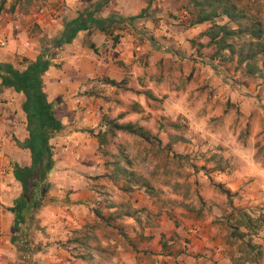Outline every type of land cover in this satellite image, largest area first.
I'll return each instance as SVG.
<instances>
[{"label": "crops", "instance_id": "1", "mask_svg": "<svg viewBox=\"0 0 264 264\" xmlns=\"http://www.w3.org/2000/svg\"><path fill=\"white\" fill-rule=\"evenodd\" d=\"M36 1L30 0V5L25 8L18 5L13 12L0 11V31L7 33L10 39L7 47L0 48V63H10L23 70L27 62L38 57L46 43L59 37L67 22L74 20L80 12L93 9L97 4L101 5L96 13V17L100 19H106L111 14L126 18L144 13L143 18L126 21L122 24V29L115 31L118 34L115 44L111 36L92 28L90 31H79L70 43L63 44L56 50L53 60L56 65L43 75L48 99L54 103V113L63 124L62 131L50 140L54 167L48 175V181L51 184L49 196L53 200L45 202L33 220L27 215L20 224H15L14 216L8 208L21 191L13 176V166L30 164L28 151L20 149L15 143V140L22 142L27 138L25 114L21 110L24 97L11 88L0 89V264H34L33 260L56 264L57 260L66 258L76 264L88 263L84 254L73 257L58 242L67 239L72 231L83 235L80 237L82 239L86 237V233L92 235V230L100 228H93L100 221L93 208L99 200L94 186L97 183L95 176L100 177L107 171L97 154L98 141L90 131L99 126L100 116L104 115L101 113L103 102L99 97L90 96L86 99L74 96L76 89L80 86L84 88V82L89 78L95 79L99 84L102 83L98 80L103 77L117 82L125 80L126 87L151 90L161 99L160 113L172 121L173 131L179 127L177 120L188 125L189 134L184 137L192 138L195 144L186 149L183 146L185 153L205 152L206 155L202 157L206 165L222 158L223 167H217V164L212 166L213 173L219 174L216 178L218 180L213 182L224 184L231 193L236 192L240 197L239 205L251 216L264 218V160L259 157V150L254 145L256 137L264 134V91L260 90L264 87V81L258 79L248 83V86L238 85V88H234L231 82L223 80L222 65L216 66L210 59L211 63L206 62L194 52L193 40L206 44L207 40H198L197 36L210 27L211 23L181 26L180 22L189 16L187 12H183L180 19L178 16L169 19L164 15L167 10H174L169 0H46L43 4L40 2V7L37 6L36 10H30ZM27 21L36 25L37 31L33 37L24 35ZM203 25L208 27L204 30ZM91 44L94 49L90 47ZM186 52L192 59L185 56ZM167 61L184 63L182 72L176 75L185 76L186 81L191 78L192 86L187 83L173 86L166 75L154 76L153 72L156 69L161 71ZM198 85L206 86L201 94V90L195 89ZM158 87L164 88L161 92L163 96L157 94ZM212 89L215 96L207 100L206 92ZM138 96L144 99L137 102L144 111L148 107L146 102L150 99H146L143 94ZM216 99L230 100L233 107H224V128L212 133L208 130L206 120L209 119V114L217 110ZM235 111L240 113L241 123L253 126L244 142H240L238 128L235 129L232 125ZM167 137L169 141V138L178 136L168 134ZM207 138L211 139L209 144L204 142ZM181 140L174 143V150L181 149ZM193 169L192 166V171ZM111 206L108 207L110 210L113 209V205ZM125 214L126 212L121 216H113L127 218L130 221L128 223L132 222L138 230L136 224H141L138 218ZM88 219L92 223L97 222L89 225L91 231L88 229ZM210 220L211 218L208 219ZM206 222L193 224L189 234L191 240L187 247L188 252L192 253V260H151L150 263L236 264L229 256L221 253L219 248H215L216 244L207 232ZM139 233H142L141 230ZM258 237L256 243L264 249V228ZM144 239L149 240L150 237ZM144 249L161 256L160 246L155 241L147 244ZM124 250L126 252L121 258L124 263L110 264H138L136 261L146 264V261L140 263V256L144 251L132 248ZM194 254L201 256L195 259ZM175 256L180 258L179 254ZM244 264H264V255L261 260Z\"/></svg>", "mask_w": 264, "mask_h": 264}, {"label": "rangeland", "instance_id": "2", "mask_svg": "<svg viewBox=\"0 0 264 264\" xmlns=\"http://www.w3.org/2000/svg\"><path fill=\"white\" fill-rule=\"evenodd\" d=\"M14 0H8L3 11H7L9 4ZM46 0H37L30 8V10H36L37 6L40 7V2ZM237 5V10L244 16L242 19L243 24L251 23L252 21H261L264 27V0H229ZM26 0L19 2L20 7H26ZM173 12L167 10L164 15H167L169 19L174 17H180L183 12H187L188 19L180 22L181 26L189 25V22L193 18V8L188 4V0H169ZM157 10V9H156ZM163 10L164 9H158ZM30 17V14L28 15ZM219 24L227 22L226 17H221L215 20ZM207 24H210L207 22ZM208 26L203 25L205 30ZM230 27H234L230 24ZM24 35L33 37L37 31L36 25L34 26L30 21H27V25H24ZM27 28V29H26ZM198 35V40L201 38ZM192 49L196 51L204 61L210 62V56L214 52V47L207 46L205 43H200L197 40H193ZM185 56L191 57L188 53ZM193 55V54H192ZM192 59V57H191ZM214 65L223 66V76L225 81L231 82L235 87L238 85H246L248 83L256 82L258 77H247L242 73V69L237 68L235 63L212 61ZM184 63H177L173 61H167L161 71L155 70L154 76H167V80H170V84L173 86L187 85L192 86L191 78L186 81L185 76H177L178 72H182ZM152 72V71H151ZM152 74V73H150ZM149 76V75H148ZM262 80V79H261ZM247 83V84H246ZM95 79H87L84 82V88L78 87L75 91L76 97L90 98L88 92H93L97 95H104L108 99H102L103 102L101 108L102 114H107L111 117H116L120 114L128 112L121 122H137L144 126L151 132L155 138H150L148 141L140 138L118 132L113 138L108 137L107 142L97 148V154L99 159L102 160L104 168L108 172L111 169L107 167L109 162L116 159H120V152H123V156L127 157L130 161L129 165L121 162V165H125L129 170H132L136 174L143 176L152 187L151 195L146 193L142 187L134 186L128 192H122L116 187L109 184L106 179L96 175L97 183L94 185L96 193H98L96 202L93 208H101V212L104 218H107L110 214L122 215L125 212L133 213V216L138 218L141 224H136L138 230L133 226L127 218L115 217L110 223L105 224L103 220L98 221L99 229L92 230L89 225L92 223L91 219H88V229L92 232L90 235L89 243L90 247L73 243L74 238L82 237L81 234L74 233L62 239L58 242L61 247H65L71 256L76 254H84L85 260L90 264H110L113 262H122L121 258L126 252L124 248H132L136 251H144V254L140 256V263L146 261V264L151 260H192V253L188 252L187 245L190 243L189 234L192 230L193 224L200 222H206L205 226L208 228L207 232L210 233V238L216 244V249L219 248L220 252L227 256H233V258H242L243 251L239 249L244 248L243 242L251 240L257 244L259 232L264 228L253 232L248 230L247 236L244 241H237L232 236L235 232V220L232 214V207L242 208L239 205L240 197L238 194L232 193L231 198H227L217 187L219 183H214L213 180H218V173H213L212 166L223 167L224 163L222 158L216 159L215 162L206 165L204 157L205 152L199 151L192 154V152L185 153V149L192 147V138L184 137L189 134L188 125L186 122L176 121L178 128L173 131L171 128L170 120L161 115L162 101L149 100L146 102L148 107L144 108V111L140 114L131 112V104L133 102H139L144 99L138 95H134L124 90H115L108 86H101ZM194 85V84H193ZM245 86V87H246ZM205 85L195 86V89H205ZM238 88V87H237ZM246 90V88H245ZM264 91V87L260 89ZM164 88H156L157 94L162 95ZM248 93V91H245ZM215 96V91H207L205 98L207 100L212 99ZM91 101V99H90ZM95 102V100H93ZM218 105L217 110L213 114L208 115L206 120L208 130L218 131L224 128V115L223 109L233 107V103L230 100L219 101L216 99ZM92 102V104L94 103ZM233 109V108H232ZM102 118V115L100 116ZM232 125L239 132L238 139L240 142L246 141L248 135L252 132V125L247 123L243 124L240 120V113L235 111V116L232 119ZM99 126L93 131L97 132ZM164 134H172V136H178L181 138L182 143L179 144L181 149L174 150V144L171 147L167 146L168 137ZM210 139V138H209ZM205 139V144H209L211 139ZM197 143V141H196ZM254 145L259 150V157L264 160V134H259L254 142ZM184 146L185 149H182ZM201 156V157H200ZM208 159V157H207ZM205 164V165H203ZM193 166V171H192ZM101 176V175H100ZM222 184V183H220ZM224 186V184H222ZM225 187V186H224ZM113 205V209L110 210L109 206ZM114 212V213H112ZM117 216V215H116ZM211 218L210 221L208 219ZM143 225V227H142ZM175 226L178 230L173 228ZM133 228V230H130ZM212 229L214 231H212ZM141 230L142 233H139ZM239 231H244L241 227ZM129 233V234H128ZM146 233V235H144ZM145 237L150 239L145 240ZM153 237V238H151ZM155 241L160 246V255L152 251L144 249L147 244ZM62 243V244H61ZM69 248V249H68ZM262 255L258 258L261 260L264 255V249L260 246ZM219 252V253H220ZM215 254V252H213ZM175 254H179L180 258L177 259ZM213 254V255H214ZM158 255V254H157ZM255 255L253 251L252 256ZM201 254L195 255L196 259ZM137 260V258L135 259ZM34 264H44L45 260H33ZM56 264H76L75 261L66 258V260H57ZM136 263L139 264L138 261ZM47 264V262L45 263ZM53 264V263H51ZM161 264H168L161 262Z\"/></svg>", "mask_w": 264, "mask_h": 264}, {"label": "trees", "instance_id": "3", "mask_svg": "<svg viewBox=\"0 0 264 264\" xmlns=\"http://www.w3.org/2000/svg\"><path fill=\"white\" fill-rule=\"evenodd\" d=\"M8 0H0V11L4 9ZM23 0H14L7 8L9 12H13ZM26 5H30V0H26ZM188 4L193 8V18L189 25L194 26L206 22L211 26L203 31L200 37H206L207 46L214 47V52L210 56L211 61L235 63L237 68L242 69V73L250 78L258 77L264 81V27L261 21H252L243 24L244 16L237 10V5L229 0H188ZM101 8L100 4L95 5L91 10H84L78 16L64 25L62 33L56 40L46 43L40 54L34 61H29L23 70L15 68L10 63H0V89L11 88L16 93H21L24 97L21 103V110L25 114L27 138L20 142L15 140L16 145L20 149L27 150L30 157V164L21 166L14 164L13 176L20 185V194L13 201V205L8 211L13 214L15 224L23 223L27 215L33 220L34 215L43 207L47 201H52L49 196L51 184L48 181V175L54 167L53 146L50 140L63 129V124L54 113V103L49 101L47 93L44 89L43 75L52 66H55L54 58L56 50L63 44L70 43L79 31H90V29H98L105 35L112 38L113 43H117L118 34L115 31L122 29V24L126 21L132 22L135 19L143 18V13L134 17H123L117 14H111L106 19L96 17V13ZM27 9V8H26ZM226 17L227 22L219 24L215 20ZM233 24L234 27H230ZM94 49L93 44L90 45ZM104 85L130 91L136 95L143 94L146 99L153 101H161L151 90H136L132 87H126V81H114L107 77L98 80ZM88 95L108 99L104 95H97L88 92ZM140 104L133 102L131 104V112H142ZM124 114L111 117L104 114L99 123V130L94 133L98 141L99 147L107 142V138H113L118 132H122L142 140L148 141L155 138L149 130L137 122H121ZM172 125V124H171ZM181 138H169L167 143L171 147L177 140ZM120 152V159H116L107 164L111 169L101 175V178L122 192L130 191L134 186L142 187L146 193L151 195L152 187L147 180L129 170L127 166L121 165V162L129 165L130 161ZM216 187L229 199L233 195L230 190L226 189L222 184ZM112 207V206H109ZM232 207L231 216L235 220V232L232 236L237 241H244L248 235L246 231L257 230L264 226V218L251 216L244 208ZM94 214L105 224L110 223L115 216L110 214L104 218L101 208H96ZM125 215L131 216L133 213L126 212ZM92 224H97L93 222ZM94 225L93 228H98ZM243 227L244 231H239ZM91 233H86V237L80 239L75 238L74 243H79L85 248L90 247L89 238ZM244 248L242 258H233L236 264H244L245 262H254L261 257L262 252L259 245L251 240L243 242ZM253 251L255 255L252 256ZM90 264V263H86Z\"/></svg>", "mask_w": 264, "mask_h": 264}, {"label": "built area", "instance_id": "4", "mask_svg": "<svg viewBox=\"0 0 264 264\" xmlns=\"http://www.w3.org/2000/svg\"><path fill=\"white\" fill-rule=\"evenodd\" d=\"M9 36L7 35V33L0 31V48H5L8 46L9 44Z\"/></svg>", "mask_w": 264, "mask_h": 264}]
</instances>
